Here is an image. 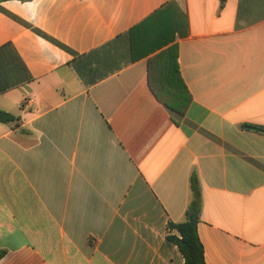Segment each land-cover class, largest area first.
<instances>
[{"label":"crops","instance_id":"1","mask_svg":"<svg viewBox=\"0 0 264 264\" xmlns=\"http://www.w3.org/2000/svg\"><path fill=\"white\" fill-rule=\"evenodd\" d=\"M161 39L177 123L148 86ZM0 111V264H184L167 225L192 174L205 264H264V133L243 127L264 128V0L0 2Z\"/></svg>","mask_w":264,"mask_h":264},{"label":"trees","instance_id":"2","mask_svg":"<svg viewBox=\"0 0 264 264\" xmlns=\"http://www.w3.org/2000/svg\"><path fill=\"white\" fill-rule=\"evenodd\" d=\"M3 1L7 0H0V2ZM160 41L152 48L151 56L147 60L148 86L157 101L171 113L173 119H180L185 116L192 96L179 71L177 46L169 45L170 40L162 41L161 39ZM174 122L177 123L176 120ZM0 123L17 126L19 118L0 111ZM243 127L264 133L262 127L249 125ZM190 192L191 199L185 211L184 220L180 223H168L167 240L178 248L184 264H205L203 247L197 235V224L201 212V193L195 174L190 177ZM173 231L175 233H171ZM3 254L0 252V258Z\"/></svg>","mask_w":264,"mask_h":264}]
</instances>
